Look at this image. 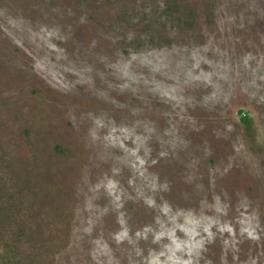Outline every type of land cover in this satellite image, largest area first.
Returning a JSON list of instances; mask_svg holds the SVG:
<instances>
[{
	"label": "rangeland",
	"instance_id": "374dc122",
	"mask_svg": "<svg viewBox=\"0 0 264 264\" xmlns=\"http://www.w3.org/2000/svg\"><path fill=\"white\" fill-rule=\"evenodd\" d=\"M0 264H264V0H0Z\"/></svg>",
	"mask_w": 264,
	"mask_h": 264
},
{
	"label": "trees",
	"instance_id": "16d2710c",
	"mask_svg": "<svg viewBox=\"0 0 264 264\" xmlns=\"http://www.w3.org/2000/svg\"><path fill=\"white\" fill-rule=\"evenodd\" d=\"M243 113H244V112H243ZM242 117H244V115L241 114V115H240V119H242ZM243 119H244V118H243Z\"/></svg>",
	"mask_w": 264,
	"mask_h": 264
}]
</instances>
